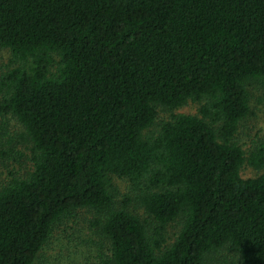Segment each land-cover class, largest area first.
<instances>
[{
  "label": "trees",
  "instance_id": "trees-1",
  "mask_svg": "<svg viewBox=\"0 0 264 264\" xmlns=\"http://www.w3.org/2000/svg\"><path fill=\"white\" fill-rule=\"evenodd\" d=\"M0 49V115L31 163L0 184V264H33L53 226L85 209L107 248L94 264L221 251L264 264V140H235L248 88L264 91V0H0ZM188 102L199 116L144 135L158 109ZM112 176L143 218L116 201Z\"/></svg>",
  "mask_w": 264,
  "mask_h": 264
},
{
  "label": "rangeland",
  "instance_id": "rangeland-1",
  "mask_svg": "<svg viewBox=\"0 0 264 264\" xmlns=\"http://www.w3.org/2000/svg\"><path fill=\"white\" fill-rule=\"evenodd\" d=\"M9 56L6 50L0 49V75L9 67ZM250 113L239 124L235 140L244 151L252 147L254 142L264 140V91L257 87H249ZM1 96V95H0ZM170 114L199 116L198 105L188 102L184 106L172 111L158 109L155 124L145 136H151L158 131L159 123L170 118ZM19 124L10 116L0 115V184L10 177L23 176L31 170L29 162V143L21 137ZM240 175L251 178L256 172L244 166ZM116 201H124L128 208L136 215L144 217L143 210L137 203L130 201L137 194L123 178L111 177ZM95 216L87 209L78 210L74 215L65 217L57 222L43 248L38 252L33 264H94L106 253V245L95 233L93 223ZM181 220L169 225L166 229L169 236H173L180 228ZM204 260V264H232L235 261L233 252L221 251L213 258Z\"/></svg>",
  "mask_w": 264,
  "mask_h": 264
}]
</instances>
